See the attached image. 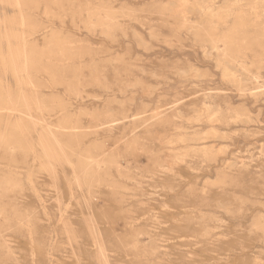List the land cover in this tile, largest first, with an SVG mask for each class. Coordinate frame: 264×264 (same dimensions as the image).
Wrapping results in <instances>:
<instances>
[{"label":"rangeland","instance_id":"obj_1","mask_svg":"<svg viewBox=\"0 0 264 264\" xmlns=\"http://www.w3.org/2000/svg\"><path fill=\"white\" fill-rule=\"evenodd\" d=\"M0 264H264V0H0Z\"/></svg>","mask_w":264,"mask_h":264},{"label":"bare ground","instance_id":"obj_2","mask_svg":"<svg viewBox=\"0 0 264 264\" xmlns=\"http://www.w3.org/2000/svg\"><path fill=\"white\" fill-rule=\"evenodd\" d=\"M17 5V4H16Z\"/></svg>","mask_w":264,"mask_h":264}]
</instances>
